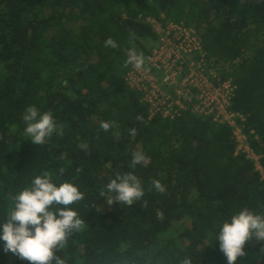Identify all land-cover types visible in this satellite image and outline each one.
Instances as JSON below:
<instances>
[{"label":"trees","instance_id":"obj_1","mask_svg":"<svg viewBox=\"0 0 264 264\" xmlns=\"http://www.w3.org/2000/svg\"><path fill=\"white\" fill-rule=\"evenodd\" d=\"M147 18L196 31L215 82L235 87L230 110L243 117L238 125L264 170V0H0V225L38 175L78 186L84 199L70 207L85 224L55 253L64 264H179L185 256L227 264L216 241L222 223L245 207L264 215V183L253 161L235 154L229 127L189 112L149 118L126 85L128 51L145 56L157 41ZM109 37L118 47L104 46ZM32 105L51 111L62 134L33 145L22 119ZM102 121L118 127L105 132ZM140 150L150 159L130 167ZM128 172L145 195L107 204L101 190ZM244 251L237 264H264V241ZM0 264L29 262L0 241Z\"/></svg>","mask_w":264,"mask_h":264},{"label":"clouds","instance_id":"obj_2","mask_svg":"<svg viewBox=\"0 0 264 264\" xmlns=\"http://www.w3.org/2000/svg\"><path fill=\"white\" fill-rule=\"evenodd\" d=\"M104 46L118 47L111 37L105 40ZM128 65L137 70L144 68L145 56L130 49L125 67ZM22 119L26 124L24 135L30 138L33 145L47 143L54 133L62 134L51 111L41 113L32 105L25 109ZM137 119L141 118L138 116ZM113 127H118L116 121L100 123V129L105 132ZM129 133L134 136L136 129H129ZM78 147L84 152L88 150L85 142ZM149 159L142 150L133 151L130 167L147 163ZM63 172L64 169H59L60 175ZM152 186L159 192L164 191L159 180H152ZM106 194L109 205L118 202L131 206L145 192L140 179L128 172L111 179L101 190L102 196ZM82 199L84 193L73 183L62 182L57 186L49 172L36 176L30 186L14 197V207L9 210L6 222L0 225V241L4 242V251L27 260L29 264H64L55 253L65 248L69 237L84 227V220L70 207ZM252 239L264 241V215L246 207L233 215L230 222H223L216 237L219 251L226 257L227 264H237L238 258L246 255L244 247ZM179 264H192V260L185 256Z\"/></svg>","mask_w":264,"mask_h":264},{"label":"built area","instance_id":"obj_3","mask_svg":"<svg viewBox=\"0 0 264 264\" xmlns=\"http://www.w3.org/2000/svg\"><path fill=\"white\" fill-rule=\"evenodd\" d=\"M146 23L157 36L156 46L145 55L144 68L129 66L124 81L147 105L148 117L173 119L189 112L226 125L232 130L235 154H245L252 160L264 183L259 156L250 149L237 122L243 117L230 110L235 87L230 79L215 82L216 76L206 68L196 31L182 23H162L154 18H147Z\"/></svg>","mask_w":264,"mask_h":264},{"label":"rangeland","instance_id":"obj_4","mask_svg":"<svg viewBox=\"0 0 264 264\" xmlns=\"http://www.w3.org/2000/svg\"><path fill=\"white\" fill-rule=\"evenodd\" d=\"M156 45L154 43H148L145 45V49L150 50L151 48H154Z\"/></svg>","mask_w":264,"mask_h":264}]
</instances>
